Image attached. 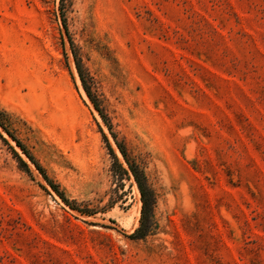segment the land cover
I'll return each mask as SVG.
<instances>
[{"label":"rangeland","instance_id":"obj_1","mask_svg":"<svg viewBox=\"0 0 264 264\" xmlns=\"http://www.w3.org/2000/svg\"><path fill=\"white\" fill-rule=\"evenodd\" d=\"M0 123V264H264V0H0Z\"/></svg>","mask_w":264,"mask_h":264},{"label":"trees","instance_id":"obj_2","mask_svg":"<svg viewBox=\"0 0 264 264\" xmlns=\"http://www.w3.org/2000/svg\"><path fill=\"white\" fill-rule=\"evenodd\" d=\"M77 70H78V73H79V77H80V80H81L82 87H83L87 97L91 100L90 93L85 87V83H84L83 78L81 76L80 67L78 65H77ZM95 108H97V107H95ZM100 116H101L102 119L104 118V117H102L101 114H100ZM107 126H109V125H107ZM0 127L3 130H5V128L3 127L2 123H0ZM108 129H109V127H108ZM112 137H113V135H112ZM13 140L15 141L16 145L23 151V153L29 158V160H32L30 155H29V153L24 149V147L18 141H16L15 139H13ZM104 140H105V138H104ZM116 146H117L120 154L122 155V157L124 159V162H125V164L127 166L128 172H130L131 175L133 176L134 181H135V183L137 185L138 191L140 193V198H141V203H142L140 225L134 231V233L129 236L130 239H136L137 240V239H141V238L145 237L146 235H148L154 228V222H153V219H152L153 202H149L150 199H148V197H150V196H149V192H148V189H147V186H146V183H145V178H144L142 172H140L135 165L131 164L128 161V159L126 158L124 152L117 145V143H116ZM107 147H108V150H109L112 158L114 159V162L117 164V159L113 155V153H112V151H111V149H110L108 144H107ZM14 156H15L16 162L18 163L19 168H22L25 172H28L26 165L21 161V159L16 154H14ZM35 166H36V169L42 174V176L45 179V181L48 182V184L51 186V188L55 192H58L57 189L54 187V185H52V183L42 173V170L37 165H35ZM118 168H119L120 172H122V174H126L127 173V170L123 169L121 165H118ZM58 195L60 196V198H62V200L64 202H66V203L68 202L66 199H64V197L60 193H58Z\"/></svg>","mask_w":264,"mask_h":264},{"label":"bare ground","instance_id":"obj_3","mask_svg":"<svg viewBox=\"0 0 264 264\" xmlns=\"http://www.w3.org/2000/svg\"><path fill=\"white\" fill-rule=\"evenodd\" d=\"M136 193H137V196L139 197V192H138V190H136ZM141 204V203H140Z\"/></svg>","mask_w":264,"mask_h":264}]
</instances>
